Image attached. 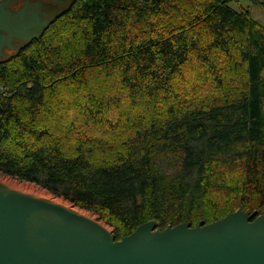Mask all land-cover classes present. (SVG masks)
I'll return each instance as SVG.
<instances>
[{"label":"trees","instance_id":"trees-1","mask_svg":"<svg viewBox=\"0 0 264 264\" xmlns=\"http://www.w3.org/2000/svg\"><path fill=\"white\" fill-rule=\"evenodd\" d=\"M0 172L116 240L264 214V26L240 0H75L0 61Z\"/></svg>","mask_w":264,"mask_h":264},{"label":"water","instance_id":"water-1","mask_svg":"<svg viewBox=\"0 0 264 264\" xmlns=\"http://www.w3.org/2000/svg\"><path fill=\"white\" fill-rule=\"evenodd\" d=\"M48 1L59 6L26 2L12 14L3 11L6 2L0 5V31L9 32V45L14 36L38 38L75 2ZM37 14L48 21L39 23ZM31 26L26 35L23 28ZM4 40L0 35V52ZM254 217L238 210L209 224L155 231L147 222L116 240L73 211L0 182V264H264V214Z\"/></svg>","mask_w":264,"mask_h":264},{"label":"rangeland","instance_id":"rangeland-1","mask_svg":"<svg viewBox=\"0 0 264 264\" xmlns=\"http://www.w3.org/2000/svg\"><path fill=\"white\" fill-rule=\"evenodd\" d=\"M27 1L28 2H32V3H37V4H44L46 6H51V7L59 6V4H56L55 2L48 1V0H0L1 3L6 2L7 6L15 8V10H17V11L20 10L23 6H25ZM66 1L67 0H63V3H65ZM240 3H241V5L243 7L249 8L251 10V13H252L253 17L264 26V6H262L261 4H259L257 2H254L252 0H240ZM231 6L234 9H236V10L239 9V4L238 3H232ZM38 21H39V23L46 22V21H48V17L42 15L41 17L38 18ZM33 28H35V27H33ZM25 30H26L25 32L27 34L29 32H31V30L28 29V28H25ZM27 42H28L27 38H16L15 37L13 39V42L10 43V45L6 44V45L3 46V48H2V50L0 52V61L1 60H5V59L9 58L10 56L14 55L18 51V49L21 48ZM0 175L1 176H7V175H5V174H3L1 172H0ZM8 177L12 178L11 176H8ZM12 179H14V178H12ZM14 180H17L18 182H21L23 184H27V183L31 184L30 182H22V181H20L18 179H14ZM33 185H35L38 188L42 189V187H40V186H38L36 184H33ZM46 191H48V190H46ZM55 197H57V196H55ZM59 198H62V197H59ZM70 203L74 206V204L72 202H70ZM90 212L96 216L98 222L102 221L104 224H106L108 226L109 230H110L109 234L112 236V238L113 237L116 238V228L114 226H111V225L107 224L104 220H102L100 218V216L97 213L92 212V211H90ZM153 224L154 225L150 229V231H155V230L159 229V228H157L158 226L156 225V222H153Z\"/></svg>","mask_w":264,"mask_h":264},{"label":"bare ground","instance_id":"bare-ground-1","mask_svg":"<svg viewBox=\"0 0 264 264\" xmlns=\"http://www.w3.org/2000/svg\"><path fill=\"white\" fill-rule=\"evenodd\" d=\"M51 20L52 19H50V21ZM49 22H48V24H49ZM6 32H8V31H6ZM25 34L27 35V33H25ZM0 182L5 184L6 186L10 187L11 189H13L15 191H18V192H21L24 194H28L30 196H33L35 198H39L42 200H48L49 202H51L53 204H56L60 207L71 210L74 213L88 219L89 221L93 222L97 226L101 227L106 232H108V233L110 232L108 226L106 224H104L102 221L98 222L96 216L94 214H92L91 212L80 209L79 207H75V205L73 206L70 202L66 201L65 199L55 197L54 195H52L48 191L44 190L43 188L40 189L37 186L33 185L32 183L31 184H29V183L23 184V183L18 182L17 180H14L8 176H1V175H0Z\"/></svg>","mask_w":264,"mask_h":264},{"label":"crops","instance_id":"crops-1","mask_svg":"<svg viewBox=\"0 0 264 264\" xmlns=\"http://www.w3.org/2000/svg\"><path fill=\"white\" fill-rule=\"evenodd\" d=\"M55 1H58V0H55ZM27 2H28V1H27ZM0 3H1V2H0ZM1 4H2V3H1ZM1 4H0V5H1ZM23 7H24V6H23ZM23 7H22V8H23ZM22 8H21V9H22ZM21 9H20V10H21ZM3 11H4V12H9V13H12V14H15V13H17L19 10L17 11V10H15V8H12V7H10V6H7L6 3H5V5L3 6ZM40 15L42 16L43 14H37V19H38L39 17H41ZM44 16H45V15H44ZM28 29H30V30H34L35 28H33V27L31 26V27H29ZM23 31H24V32L26 31L25 28H23ZM25 33H26V32H25ZM0 35H4V37H5V40H4L5 43H4V45L8 44L7 37H8V35H9V32H6V31H3V30H2V31H0ZM15 37H16V38H22V37H19V36H14V37L12 38L11 42H13V39H14Z\"/></svg>","mask_w":264,"mask_h":264},{"label":"built area","instance_id":"built-area-1","mask_svg":"<svg viewBox=\"0 0 264 264\" xmlns=\"http://www.w3.org/2000/svg\"><path fill=\"white\" fill-rule=\"evenodd\" d=\"M2 92H5V89L4 88H2Z\"/></svg>","mask_w":264,"mask_h":264}]
</instances>
